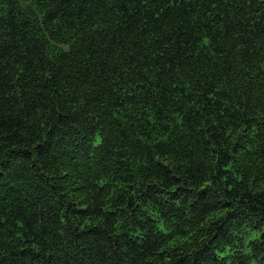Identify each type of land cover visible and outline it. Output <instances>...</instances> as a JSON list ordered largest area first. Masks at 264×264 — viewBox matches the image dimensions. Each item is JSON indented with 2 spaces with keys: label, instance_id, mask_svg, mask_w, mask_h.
Here are the masks:
<instances>
[{
  "label": "trees",
  "instance_id": "obj_1",
  "mask_svg": "<svg viewBox=\"0 0 264 264\" xmlns=\"http://www.w3.org/2000/svg\"><path fill=\"white\" fill-rule=\"evenodd\" d=\"M0 264H264V0H0Z\"/></svg>",
  "mask_w": 264,
  "mask_h": 264
}]
</instances>
